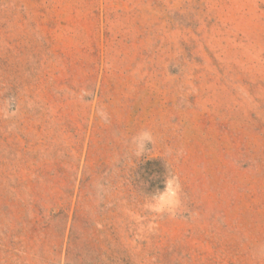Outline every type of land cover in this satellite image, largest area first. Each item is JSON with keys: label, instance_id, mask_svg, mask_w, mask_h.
Wrapping results in <instances>:
<instances>
[{"label": "rangeland", "instance_id": "rangeland-1", "mask_svg": "<svg viewBox=\"0 0 264 264\" xmlns=\"http://www.w3.org/2000/svg\"><path fill=\"white\" fill-rule=\"evenodd\" d=\"M0 264H264V0H0Z\"/></svg>", "mask_w": 264, "mask_h": 264}, {"label": "trees", "instance_id": "trees-1", "mask_svg": "<svg viewBox=\"0 0 264 264\" xmlns=\"http://www.w3.org/2000/svg\"><path fill=\"white\" fill-rule=\"evenodd\" d=\"M145 168H147V169H150V171H156L153 175H154V177H157L156 178V182H154L155 183V185L157 184V183H163L164 182V178H165V174H164V172L162 171L163 169L159 166V164L157 163V162H148L147 164H146V167ZM155 179V178H154Z\"/></svg>", "mask_w": 264, "mask_h": 264}, {"label": "clouds", "instance_id": "clouds-1", "mask_svg": "<svg viewBox=\"0 0 264 264\" xmlns=\"http://www.w3.org/2000/svg\"><path fill=\"white\" fill-rule=\"evenodd\" d=\"M142 139H143L145 145H146V143L151 142V136H150L149 133H143L142 134Z\"/></svg>", "mask_w": 264, "mask_h": 264}]
</instances>
